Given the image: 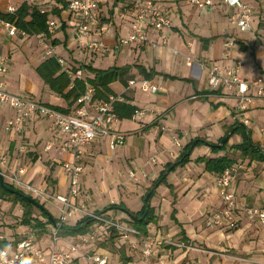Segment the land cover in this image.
<instances>
[{
    "label": "crops",
    "instance_id": "0c3cea01",
    "mask_svg": "<svg viewBox=\"0 0 264 264\" xmlns=\"http://www.w3.org/2000/svg\"><path fill=\"white\" fill-rule=\"evenodd\" d=\"M19 1L0 0V13H4L8 5L17 6ZM66 1L41 0L42 5L51 9L50 15L57 22L49 39L60 42L52 45L53 54L74 66L90 64L95 68H105L98 67L96 63L103 56L90 53L71 37V17L67 7H63ZM97 1L102 11L101 23L105 28L102 39L112 45L116 38L127 33V27L122 26L112 14L130 0ZM157 1L172 20L170 28L160 33L149 32V40L158 45L153 47L150 43H144L121 48L110 54L113 64L107 66L129 65L131 79H149L159 87L157 92L147 94L141 92L136 84L128 85V81L126 85L119 81L110 84L114 95L121 96L136 108L145 109L146 117L142 121L118 119L112 132L124 134L125 139L115 150L108 148V137L84 146L80 194L75 197L69 195L68 176L61 168V163L71 162L73 156L59 148L56 133L53 138L46 136L44 147L50 146L48 152L43 155L39 147H35L39 155L25 167L22 177L35 187L44 174L51 177V186H46L47 198L39 200L44 202V207L56 219L60 218L63 209L71 210L64 221L67 225L73 226L83 215L102 211L111 204H122L131 212L140 211L144 204L143 195L152 182L158 179L167 164L176 161L188 142L201 138L220 144L221 139L230 133L228 130L231 126L236 122L241 123V117L247 119L244 126L249 132L250 142L264 150V138L260 133V129L264 128V94L257 96L256 89L251 87L249 93L253 101L245 110H240L233 90L209 87L206 71L211 63L229 65L239 61L241 78L251 81L260 77L264 88V0H242L252 8V26L247 32H237L236 28L230 27L225 19L226 12L230 10L219 0L205 11L190 5L188 0ZM54 9L59 12L55 13ZM162 38L165 39L163 45L160 43ZM203 39H207L205 44ZM228 39L233 40L234 45L229 57L224 58L223 45ZM35 40L31 35L7 38L0 34V47L9 56L6 89L31 96L47 105L65 107L64 99L50 91L34 72L48 57ZM14 55L23 57L14 58L20 60L22 65L24 63L30 73H13ZM188 60L190 65L187 64ZM138 66L147 71L152 69L154 74L145 78ZM85 74L93 76L91 73ZM10 114L8 107L0 106V117L6 119ZM4 119L0 124V148H10L12 144L16 148L25 137L30 139L28 128L37 124V119L44 118L31 116L21 136L4 133ZM174 137L179 139L180 146L174 144ZM240 141V134L232 133L227 147ZM223 154L240 158L239 153L233 150L212 153L208 145L195 146L188 162L167 173L166 181L171 188L161 183L150 198L155 222L149 224L152 229L148 228V235L159 240L154 253L166 264H264V225L247 220L240 211L237 212V225L232 229L207 226L205 223L211 212L224 208V189L216 183L217 176L206 171L204 164L195 159ZM151 157H155L154 162L150 161ZM236 162L242 164V168L235 174L231 189L238 206L264 205V161L240 158ZM56 196L67 197L69 207L58 202ZM101 217L105 221L133 228L128 213L123 209H108ZM105 221L99 223L101 229L105 228ZM106 230L98 241L110 237L108 228ZM118 233L122 240L114 244L118 247L119 255L125 256L123 263L141 264L138 252L134 251V256L129 243L144 236H133L120 230ZM46 235L40 238L36 236L38 245L44 250L53 247L65 250L79 236L57 235V241H53L51 236ZM14 246L7 245L10 248ZM118 252H108L93 241L85 244L66 264H89L85 254L107 255L109 263L114 264Z\"/></svg>",
    "mask_w": 264,
    "mask_h": 264
},
{
    "label": "built area",
    "instance_id": "2783aa9c",
    "mask_svg": "<svg viewBox=\"0 0 264 264\" xmlns=\"http://www.w3.org/2000/svg\"><path fill=\"white\" fill-rule=\"evenodd\" d=\"M228 10L227 20L235 24L241 31L251 29L253 16L252 8L242 0H219ZM216 0H188V3L200 10H207ZM22 3L35 4L41 13L47 14V31L52 33L56 27V20L50 15L51 9L42 5L41 0H20L17 6L8 5L4 13H13ZM66 7L71 17L70 35L77 40L78 44L90 51L92 54L100 56L114 54L117 50L129 47L134 44L150 43L156 47L158 44L149 40V32L160 33L172 26V20L166 13L162 5L157 0H130L127 4L118 7L113 12V17L118 18L122 26L127 27V33L115 39L110 45L102 39L105 31L101 23L102 11L97 0H67ZM7 38L26 37L25 31L20 29L14 22L0 18V34ZM40 47L43 48L45 56H55L52 51V44L44 33L32 35ZM50 41V42H49ZM160 43L165 44L162 38ZM234 41L228 39L224 42L223 57L230 55ZM61 71L66 73L70 79L69 87L73 86L75 79L85 80L88 77L80 68L65 62L63 58L57 57ZM187 64L190 65L189 60ZM241 62L232 64L207 65V84L214 89L224 88L233 90L238 98V108L245 110L249 103L253 101V96L249 93L251 87L256 89L257 96L264 94L262 78L257 77L251 81H246L239 75ZM9 68V56L0 47V106H6L11 114L4 120L2 130L7 134L21 136L27 120L34 115L44 118L54 130L56 141L62 151L70 152L73 160L63 161L61 168L68 176L69 195L75 197L80 194L79 180L84 170L83 148L102 137H108V148L115 150L124 142L125 136L120 132H112L114 125L118 122V117L114 111L115 102H124V98L117 95H109L107 100L94 99V88L86 84L84 93L77 99L75 108L69 113L60 112L31 96L9 92L6 89L5 75ZM138 85L143 93H155L159 87L149 79H130L128 85ZM147 115L145 109L136 108L132 118L142 121ZM240 122L247 124V119L241 117ZM164 129V127L162 128ZM264 138V128L260 129ZM174 144L180 146L179 139L173 138ZM22 150L23 146H19ZM151 162L155 157L150 158ZM242 168V164L237 163L226 168L217 178L216 183L224 189V208L211 212L206 218L207 226H222L232 229L237 225V212L253 222L264 225V205L238 206L232 192V181L236 172ZM133 176V173H130ZM264 177V175H263ZM38 191V190H36ZM43 193V191H40ZM56 200L64 207H69V202L65 196H56ZM71 210L63 209L59 220L64 222L70 215ZM99 222L95 223L87 233L79 235L75 241L68 244L67 249L60 250L53 247L50 250L42 249L36 240L34 233H29L19 240L13 248H0V264H66L71 258L80 252L82 247L96 240H100L109 226H115L118 230L126 234L138 236L139 233L133 228L123 227L113 222L103 220L101 216H95ZM105 221L103 234L99 223ZM53 241H57L56 230L51 233ZM155 236L147 235L135 239L129 243V248L139 254L141 264H166L165 261L156 257L154 248L158 243ZM169 244L168 241H165ZM89 264H110L107 255L85 254Z\"/></svg>",
    "mask_w": 264,
    "mask_h": 264
},
{
    "label": "trees",
    "instance_id": "16d2710c",
    "mask_svg": "<svg viewBox=\"0 0 264 264\" xmlns=\"http://www.w3.org/2000/svg\"><path fill=\"white\" fill-rule=\"evenodd\" d=\"M64 6H66L65 2H63V7ZM54 11L55 13L59 12L57 9H54ZM0 18L14 22L20 29L25 31L27 35L32 36L34 34L44 33L48 38H51V33L47 31V14L41 13L39 7L35 4L22 3L13 13H0ZM50 41L53 46L60 43L54 38ZM203 42L205 44L207 39H203ZM80 68L86 73L93 74V76H88L85 80L75 79L73 81V86L70 88V79L66 73L61 71L60 65L56 60V56L47 57L36 67V73L40 77L42 83L50 91L63 98L66 102L65 107L53 105L48 106L63 113L71 112L72 109L75 108L77 99L84 93L86 84L94 88V99L107 100L109 95H114L112 89L110 88V84L112 82L119 81L126 85L127 81L132 77L129 75V70L131 68L129 65L109 66L102 69L95 68L90 64H81ZM138 68L143 73L145 78H150L154 74L152 69L147 71L141 66H138ZM135 109L136 107L129 104L126 100L124 102L118 101L114 103V111L119 119L132 118ZM230 131H233L232 133L240 134V143L227 147V142L219 145V143H211L201 138H195L188 142L183 147V153L176 159V161L167 164L166 168L160 172L158 179L152 182L151 187L146 191L147 193L150 189H152L149 200L159 184L163 183L171 188V185L166 181L167 173L176 166L183 165L188 162L192 149L197 145H208L212 153H218L219 151H226L229 149L234 152H238L240 158L264 161V150L254 146L250 142L249 132L246 130L244 124L236 122L228 130V132ZM195 161L202 162L204 164V169L217 177L226 168L238 163L236 162L237 159L235 157L228 154L214 157L202 156L195 159ZM13 190L18 191L19 193H15ZM146 193L143 195V199ZM31 199L36 201L38 204H35ZM0 200L10 201L12 204H19L21 206L20 225L37 227L42 229V231H46L47 226H52L56 230L57 235L60 236H78L87 233L95 223L99 222L95 216H102L108 209H123L126 211L130 217L129 222L131 226L142 236L148 235V225L155 222V215L153 214V208L151 206L145 214V203L138 212H131L122 204H111L102 211L83 215L73 226L67 225L65 222H61L59 219L54 218L55 222L60 224V226L55 228L49 219V213L44 207V204L39 199L34 198L23 190L16 188L13 184L4 181V186L0 185ZM40 205L42 207H40ZM42 219H44V221ZM108 231L110 232L109 239L114 240L118 236V229L115 226H109ZM9 244V242L1 241L0 248L7 247Z\"/></svg>",
    "mask_w": 264,
    "mask_h": 264
},
{
    "label": "rangeland",
    "instance_id": "374dc122",
    "mask_svg": "<svg viewBox=\"0 0 264 264\" xmlns=\"http://www.w3.org/2000/svg\"><path fill=\"white\" fill-rule=\"evenodd\" d=\"M225 19L229 23L230 27H234L237 29V32H247V31H241L235 24L234 25L231 24L227 20V17ZM35 43H37L36 40ZM16 56L15 55L12 56L13 73L18 74L22 71H23L22 73H30L31 71L26 70L28 68L24 65V63L22 65L20 60L15 59ZM20 57L21 56H19V58ZM22 58L23 57H21V59ZM96 63L98 67L106 68L108 65L113 64V58L111 55H106L98 59ZM34 72L36 73V70ZM36 75L38 76L37 73ZM43 98L48 99V97L46 96H43ZM0 119H1L0 120V124H1V121L4 119V117L2 116L0 117ZM37 120H38L37 124H35L33 127L31 126L28 128L30 139L25 137L17 145L16 148L13 146V144L10 146V148H8L7 146L5 148H0V172L5 182H9L13 184L16 188L23 190L24 192L30 194L34 198L43 200L47 198L46 186H51L50 184V182L52 181L51 177L49 178L48 174L46 175L44 174L42 177H40L37 180L38 184L36 185V187L31 185V183H26V181L22 177L23 174H25V169H26L25 167L28 166L30 163H32L34 161V158H36V156L39 155L35 147L38 146L41 153L44 155L45 152H48V148L50 147L48 145L44 147L45 143L47 142L46 136L48 135L51 138L54 137L55 132L50 127L49 123L45 119H37ZM0 130H1V126H0ZM6 141L9 142L8 139ZM34 142L36 143V145L34 144ZM19 146H23V149L20 150ZM33 154H35V157H33ZM239 159H237V161ZM49 161L53 162L51 161V159H49ZM40 191H43V193H41ZM247 205L250 206V204ZM20 217H21V206L19 204H12L10 201L0 200V243L1 241L2 242L5 241L14 245L29 233H34L35 236L40 238L44 234H47L46 236H51V233L55 231V229L52 226H47L46 231H42V229L37 227H28V226L20 225L19 223ZM42 220L44 221V219ZM148 228L150 230L152 229L149 225ZM101 231L103 234L104 232L103 229H101ZM117 234L118 236L115 238V241L113 242L110 241L108 237L103 241L96 240L95 245L101 247L102 249L107 250L108 252L115 254L116 251L118 252L117 249L118 247H116L114 243L116 242L119 243L122 240V238L120 237L121 235H119V233ZM135 252L132 251V253H134L133 254L134 256H136ZM124 257L125 256H120L118 252L116 257H114L115 259L114 264H124L123 263V260L125 259Z\"/></svg>",
    "mask_w": 264,
    "mask_h": 264
},
{
    "label": "water",
    "instance_id": "95a60500",
    "mask_svg": "<svg viewBox=\"0 0 264 264\" xmlns=\"http://www.w3.org/2000/svg\"><path fill=\"white\" fill-rule=\"evenodd\" d=\"M232 132L233 131H230V133L229 134H227L226 136H224V138H222L221 139V141H220V144L219 145H221V144H224L225 142H227L228 141V139H229V136L232 134ZM0 185L1 186H4V180H3V176H2V174H1V172H0ZM15 193H19L18 191H15V190H13ZM151 192H152V189H150L147 193H146V195H145V197H144V203H145V205H146V210H145V214L147 213V211H148V209H149V207H150V203H149V197H150V194H151ZM35 204H38L36 201H34L33 199H31ZM40 207H42L41 205H40ZM44 208V207H43ZM48 212V211H47ZM49 213V212H48ZM49 219L51 220V223H52V225L56 228V227H58V226H60V224H58V223H56L55 222V219H54V217L49 213Z\"/></svg>",
    "mask_w": 264,
    "mask_h": 264
},
{
    "label": "clouds",
    "instance_id": "9594fccd",
    "mask_svg": "<svg viewBox=\"0 0 264 264\" xmlns=\"http://www.w3.org/2000/svg\"><path fill=\"white\" fill-rule=\"evenodd\" d=\"M231 3H235V0H230Z\"/></svg>",
    "mask_w": 264,
    "mask_h": 264
}]
</instances>
